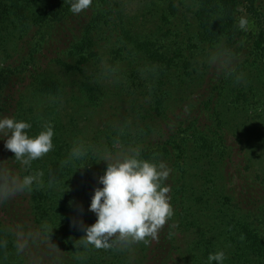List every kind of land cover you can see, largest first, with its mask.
Here are the masks:
<instances>
[{
	"label": "rangeland",
	"instance_id": "374dc122",
	"mask_svg": "<svg viewBox=\"0 0 264 264\" xmlns=\"http://www.w3.org/2000/svg\"><path fill=\"white\" fill-rule=\"evenodd\" d=\"M43 2L47 4L48 10H58V15L50 14L45 25L33 27L24 38L13 31V24L8 19L2 23L4 28L0 29V96L5 94L12 97L11 93H15L17 88L24 86V82L40 71L59 80L61 91L57 95H41L28 89L23 93L21 104L7 105L9 110H2L0 117L9 116L28 121L32 126L25 131L30 136L41 131L45 124H51L54 128V147L42 157L32 160L29 165H24L15 159L11 150L5 148L6 137L0 139V187L10 186L14 179L31 174L36 175L42 185L34 181L30 191L23 190L29 195L38 191L46 194L79 190L82 192V173L90 177L93 185L102 187L98 177L107 167V161L102 158L107 156L110 161H114L126 155H133L137 151L141 158L143 153L139 147L150 141L155 143L163 137L162 143L165 142L169 137L170 126L178 123L176 115L183 116L184 111H187L185 103L192 102L190 98L196 95L199 88L206 85L209 79V82L214 84L219 82V77L225 71L219 67L220 46L215 44L212 47L211 44L200 43L197 39L195 0H92L89 8L79 14L70 11V0H37L33 7L40 8ZM248 2H239L236 42L226 43L229 48L221 47L228 49L230 54H235L231 57L241 55L245 59V52L258 50L259 55L255 60L262 62L264 49L260 51V47L255 44L259 39L260 30L258 23L248 14ZM250 6L260 9L264 7V0H254ZM97 10L102 12V19L86 38V50L94 51L96 55L87 62L80 63L79 57L70 51L75 49L78 42L83 41L88 21L92 20ZM241 16H245L249 21L247 31L238 27V19ZM147 41L156 43L164 53L172 57L176 64L173 69L164 71L162 69L165 67L159 68L158 64L151 63L141 53L137 54L140 52V43ZM62 63L77 67L67 68ZM188 63L191 64L188 71L194 66L197 72L182 73L183 64ZM239 69L241 67L235 68L229 78V87H247L251 84L264 87V77L261 78L257 70L248 73L245 69L241 75L236 73ZM154 86L158 88L159 94V88L170 91L172 99L159 104L155 100L158 96L153 90ZM230 106L231 102L227 98L221 107L218 106V111L221 110L222 116H225L224 110H239L236 109L237 106L232 109ZM159 113L166 114L161 126L159 118L163 114L159 117ZM229 117L232 119L231 124L225 123V127L233 146L228 149H232L230 154L234 156L227 159L226 179L224 175L219 178V160L213 155L198 159V155L189 154L184 160L183 156L181 161V157L177 160L176 153H156L158 158L155 161H164L173 170V175L170 171L172 178L168 184L170 192L178 194L175 196L177 199L173 208L176 211L172 221L175 225L173 242L179 253L187 258L190 256H186V249L199 238L195 225L201 224L196 217L193 220L195 225L190 223L192 212L208 208L201 212L216 213L215 222L219 223V183L226 182L228 189L244 192L245 187H249L246 183L251 181V175L256 172L264 173V154H260L258 130H253L248 121L244 122L240 111ZM160 128L163 133L157 137ZM185 135L187 144H192L193 141L194 145L196 135H192L190 130ZM74 148H80L83 155L75 157L72 154ZM242 148L250 150L256 157L250 171L245 167L248 157L241 155V152L244 154ZM51 159L61 166V171L65 174V178L56 184L45 183L44 174ZM175 162L183 172L172 166ZM205 168L210 169L211 174H207ZM36 170L39 173L35 172ZM181 175H184V186L181 185V189L180 186L173 187ZM177 188L181 190L180 193ZM83 192H87L86 188ZM246 194L252 199L253 196L263 195L255 189ZM207 199L210 203L205 206L202 202ZM256 209V214L263 215L264 218V212ZM12 220L15 222V216ZM2 223L7 225L8 222ZM258 226L260 231L264 232V223H258ZM60 229L61 227H53L52 224L46 228L53 235L56 234V239L53 240L57 244L62 243L59 248L52 246L53 252L51 250L50 254L53 260L63 258V264H67L69 258L74 261L72 254L76 260L75 264H89L88 259L84 260L87 258L89 245L81 247L76 242V235L64 232L67 229ZM139 243L140 241L128 245L117 244L120 250L132 251L131 260L133 264H138L136 259L140 249L136 250L135 247ZM33 245L37 249L43 245L44 250L49 252L50 247L46 243L40 244L35 241L33 235H29L28 244H24L27 258L34 256L35 263L38 261V264H50L49 261L42 260L45 257L41 258L33 252ZM65 247L71 249L70 255L62 252Z\"/></svg>",
	"mask_w": 264,
	"mask_h": 264
},
{
	"label": "trees",
	"instance_id": "16d2710c",
	"mask_svg": "<svg viewBox=\"0 0 264 264\" xmlns=\"http://www.w3.org/2000/svg\"><path fill=\"white\" fill-rule=\"evenodd\" d=\"M35 1L37 0H0V29L4 28L3 21L8 19L13 24V31L15 30L18 36L24 38L33 27L45 25L50 14L58 15V10H48L47 4L44 2L40 8L36 6L35 9L33 7ZM100 1L105 2L106 0ZM195 1L197 3V9L194 11L198 24L197 39L200 43L211 44L212 47L215 44L220 46L219 67L225 71L219 77V82L214 84L209 82V79L206 85L199 88L198 93L193 96L194 98L188 96L190 100L192 99V102L185 103L187 111H184L183 116L176 115L178 123L170 126L168 130L169 137L164 140L165 142L162 143L163 137L155 143L150 141L139 148L143 153L141 158L150 161H155L158 158L156 153L162 151L169 154L176 153L177 160L181 157V161L189 154L198 155V159L209 158L213 155L219 160V178L224 175L226 179L225 166L228 163L227 159H230L234 154H230L232 149H228L233 146L227 137L225 123L229 122L231 124L232 119L229 116L233 113L236 114L240 111L244 122L245 120L248 121L253 130H258L260 154H264V87L252 84L247 87H240V85L229 87L230 83H228L235 68L239 67L241 69L236 73L242 75L245 69L248 73L257 70L261 78L264 77V61L258 62L255 60V57L259 55L258 50L245 52L244 56L247 58L245 59L241 55L231 57L235 54H230L228 49L223 48H229L227 44L236 42V18L240 0ZM248 1V14L258 23L260 30L259 39L255 41V44L262 51L264 49V7L255 9L250 6V4L253 5L254 0ZM102 16L100 10L95 12L92 20L88 21L87 33L83 36V41L78 42L75 49L70 51L71 54L79 57L80 63H85L96 55L94 51L86 50L88 45L86 38L98 26ZM138 51L140 52H137V54L141 53L151 63L158 64L159 68L165 67L162 69L164 71L171 70L176 65L172 57L164 53L163 49L152 41L140 43ZM262 54L264 55L263 52ZM62 64L71 69L77 67L71 64ZM190 66V63L183 64L182 73L192 74L191 72H197L194 66L192 67L193 70L188 71ZM23 85L17 88L15 93H11L12 97L5 94L0 96V114L4 109L9 110L7 105L12 106L13 103H16L19 106L23 93L28 89L41 95H57L61 91L60 81L41 71L35 73ZM157 89V87H153L158 96L155 100L159 104L172 99L170 91L159 88L161 91V94H159ZM11 90L9 89V91ZM15 94L17 96H14ZM227 98L231 102V109L233 106H237L236 109L239 110L234 112L224 110L223 114L225 116H222L221 110L218 111V106L221 107V104ZM228 113H230L229 116ZM162 114L159 113L158 116L160 117ZM165 115L163 114L159 118L160 126L164 124ZM189 130L192 135H196L194 140L196 147L192 145L193 141L192 144H187V135L185 134ZM35 133L38 134V132ZM162 133L163 131L160 128V134L157 137L162 136ZM242 150H244V154L241 152V155L248 157L245 167L250 171L256 157L250 150L244 148ZM169 159L171 158L169 157ZM49 164L50 166L46 168L44 174L45 183L56 184L65 178L61 166L54 159H51ZM172 166L183 172L177 162L173 163ZM170 169L173 175V170ZM204 171L211 174L210 169L205 168ZM35 172L39 173L37 170ZM171 174L165 181L166 185L171 182ZM82 175L80 179L82 192H79V190L77 192H49L46 194V192L38 191L31 194V196L28 192L21 190V192H15L7 198H0V264H38V261L35 263L33 260L34 256L28 259L26 253H24V244L25 246L28 244L29 235H33L36 242L46 243L51 248H49V252H46L43 245L38 249L33 245V252L36 255L41 258L45 257L42 260L49 261L50 264H52L51 262L63 264V258L54 261L53 256L50 254L51 250L53 252L52 246L59 248L62 244H57L53 240L56 239L55 233L53 235L46 230L51 224L53 227H61L60 230L67 229L64 232H71L72 235H76L78 238L76 242L84 247V228L94 223L97 217L93 211L89 210L96 185H93L92 180L85 173H82ZM183 178L184 175L178 177L177 184H174L173 187L180 186L181 189V185L184 186ZM67 181L68 179H66ZM39 183L41 184L38 181L37 184ZM246 184H249V187L246 186V191L241 192V190L228 189L226 182L219 183V191H221L219 192V223L215 222L216 213L203 214L201 212L208 208H202L201 211H197L196 208L197 210L192 212L189 219L190 223L195 225L193 220L196 217V220L201 224L195 225L199 238L186 249V256H190V258L179 253L173 242L175 225L172 224V221H174L176 213L174 210L173 216L159 230L157 239L149 237L148 242L140 241L136 247L134 246L136 250L140 249L136 259L138 264H208L207 257L209 253L219 250L225 252L223 264H264V232H261L258 226V223H264V218L263 215L256 214V211H258L256 208L264 212V173L256 172L251 175V181ZM84 188L87 192H83ZM180 189L177 188V192L180 193ZM252 189H255L256 192H262L263 195L260 197L253 196V199L248 197L246 193L251 192ZM167 195L170 197V203L174 208L177 199L175 196L178 194L169 191ZM202 203L206 206L210 201L207 199ZM11 205H14L13 208L10 207ZM252 215L255 216L251 219ZM13 216H15V222L12 220ZM4 219L8 222L7 225L2 223L5 222ZM88 245L91 250L87 251V258L84 260L87 261L88 259L89 262L87 263L89 264H133L131 260L133 252L128 249H118L119 244L115 242H113V247L110 248H96L91 244ZM70 250L69 247H65L62 252L70 255ZM71 257L74 261L69 258L67 264H75L76 260L72 254ZM212 264H218V262L213 261Z\"/></svg>",
	"mask_w": 264,
	"mask_h": 264
},
{
	"label": "clouds",
	"instance_id": "9594fccd",
	"mask_svg": "<svg viewBox=\"0 0 264 264\" xmlns=\"http://www.w3.org/2000/svg\"><path fill=\"white\" fill-rule=\"evenodd\" d=\"M92 0H70V11L79 14L89 8ZM249 21L245 16L238 19V27L248 30ZM31 124L14 117H0V139L6 149L14 153L16 160L29 165L32 160L42 157L54 147V128L45 124L34 136L28 134ZM75 157L83 152L74 148ZM98 180L102 187H96L91 197L89 210L96 214V221L84 228L85 245L96 248L113 247V242L128 245L134 242H148V238H158L159 230L174 214V209L167 195L170 187L164 182L170 174L166 162L150 161L140 158L139 151L121 159L110 161ZM38 183L36 175H25L14 179L10 186L0 187V198H7L16 191L31 190L33 183ZM223 250L209 253L208 264L213 261L223 264Z\"/></svg>",
	"mask_w": 264,
	"mask_h": 264
}]
</instances>
